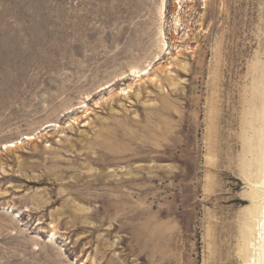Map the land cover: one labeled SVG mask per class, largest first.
<instances>
[{
  "label": "rangeland",
  "instance_id": "rangeland-1",
  "mask_svg": "<svg viewBox=\"0 0 264 264\" xmlns=\"http://www.w3.org/2000/svg\"><path fill=\"white\" fill-rule=\"evenodd\" d=\"M263 83L264 0H0V264H245Z\"/></svg>",
  "mask_w": 264,
  "mask_h": 264
},
{
  "label": "bare ground",
  "instance_id": "bare-ground-1",
  "mask_svg": "<svg viewBox=\"0 0 264 264\" xmlns=\"http://www.w3.org/2000/svg\"><path fill=\"white\" fill-rule=\"evenodd\" d=\"M164 2L165 0H161L162 8L164 7ZM162 15L163 13H161V16ZM163 39H162V44L163 46H165ZM140 71H135V73L138 74L140 73ZM263 88H264V83H263ZM261 109L262 111H259L261 113L260 114L261 127L259 130H257V133H259L261 137H259V144L256 150V152L259 153L260 156L259 158L256 159L257 160V166L255 168L256 175H255V181H253L254 190L259 191L260 193V195L258 196L260 208H259V213L257 215L258 220L256 221L254 226L255 234L254 236H251L252 240L249 241L244 251L245 252L244 254L246 256L245 264H264V97L262 98ZM26 139L29 140L30 138L26 137ZM11 147H14V145Z\"/></svg>",
  "mask_w": 264,
  "mask_h": 264
}]
</instances>
